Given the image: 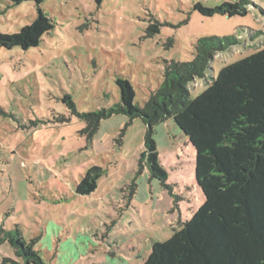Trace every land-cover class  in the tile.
<instances>
[{"label":"rangeland","instance_id":"1","mask_svg":"<svg viewBox=\"0 0 264 264\" xmlns=\"http://www.w3.org/2000/svg\"><path fill=\"white\" fill-rule=\"evenodd\" d=\"M238 1L43 0L53 31L27 52L0 48V225L35 240L44 264H143L151 242L168 240L203 204L194 149L171 120L156 127L168 191L147 170L136 175L141 121L128 127L121 147L123 116L103 121L90 142L61 100L69 95L80 114L110 108L119 102L120 77L143 107L166 65L193 60L197 39L236 37L240 44L217 53L205 78L188 85L196 98L222 67L264 49V0H245L246 17L193 11L197 3L212 9ZM37 15L32 1L0 0V34L19 33ZM154 23L159 34L148 36ZM61 115L70 123H50ZM41 118L51 121L36 129L31 123ZM92 167L103 176L93 193L79 196L75 186ZM3 257L15 259L7 244H0Z\"/></svg>","mask_w":264,"mask_h":264},{"label":"trees","instance_id":"2","mask_svg":"<svg viewBox=\"0 0 264 264\" xmlns=\"http://www.w3.org/2000/svg\"><path fill=\"white\" fill-rule=\"evenodd\" d=\"M28 1L36 5L37 17L19 33L0 34V48L27 52L53 31V20L39 9L43 0ZM246 5L241 0L211 9L197 3L193 11L204 18L246 17ZM147 33L159 34V25L150 24ZM239 44L234 36L197 39L193 60L166 65L159 88L143 107L134 105V90L120 77L115 80L119 102L110 108L80 114L69 95L61 100L69 114L84 123L81 135L90 142L103 121L123 116L128 121L116 141L121 147L128 127L141 121L145 132L136 175L147 170L150 179L168 191L172 187L159 163L156 127L171 120L194 149L195 187L203 195V204L168 240L151 242L143 264H264V49L222 67L196 98L191 99L188 90L194 80L205 78L217 53ZM70 120L61 115L51 122L41 118L31 124L38 129L49 122L65 125ZM102 176L99 168L87 170L75 193H93ZM0 244H7L15 257H3L0 264H44L35 240L26 241L17 228L6 230L0 225Z\"/></svg>","mask_w":264,"mask_h":264},{"label":"crops","instance_id":"3","mask_svg":"<svg viewBox=\"0 0 264 264\" xmlns=\"http://www.w3.org/2000/svg\"><path fill=\"white\" fill-rule=\"evenodd\" d=\"M145 128V127H144ZM144 132H145V129H144ZM142 147H143V145H142ZM143 150V149H142ZM142 152V151H141Z\"/></svg>","mask_w":264,"mask_h":264},{"label":"water","instance_id":"4","mask_svg":"<svg viewBox=\"0 0 264 264\" xmlns=\"http://www.w3.org/2000/svg\"><path fill=\"white\" fill-rule=\"evenodd\" d=\"M181 132V131H180Z\"/></svg>","mask_w":264,"mask_h":264}]
</instances>
